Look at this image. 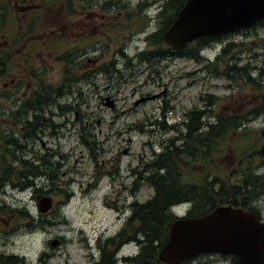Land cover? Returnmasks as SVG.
<instances>
[{
	"label": "rangeland",
	"instance_id": "1",
	"mask_svg": "<svg viewBox=\"0 0 264 264\" xmlns=\"http://www.w3.org/2000/svg\"><path fill=\"white\" fill-rule=\"evenodd\" d=\"M150 28L142 32V38ZM123 34L127 32L124 30ZM126 41L125 54L132 59L127 61L116 56L120 73L113 77L105 73L93 82L79 83L74 88L72 106L75 109L68 124L66 146L51 160L53 166L57 163L61 166L58 190H50L51 183L47 178L36 181L41 190L37 193L39 199L51 196L54 207L48 213H41L37 205L30 202V189L18 191L7 185L6 191L0 194V204L7 207L0 250L15 256L20 263L92 264L85 242L94 244L101 234L119 231L131 214V203L146 201L153 195L154 190L141 181L135 182L136 178L155 152L175 140L180 131L185 132L186 114L194 107L215 113L228 111L229 115L222 116L224 118H246L242 128L236 132L229 129L221 137L236 148L237 155L247 148L264 150V114L249 113L263 100L264 85L211 75L209 67L212 64L207 67L209 59H214L228 42L234 41L244 44L229 54L240 59L230 64L244 67L251 63V53L259 52L262 57L258 60L264 65V27L247 29L214 41L201 51L202 61L185 55L144 61L138 53L146 48V42L128 38ZM224 61L218 66L219 71L224 70L229 58ZM257 76L258 71H254L252 77ZM107 81L110 84H106ZM107 86L110 91L101 93L106 95L112 91V106L108 100L100 98V90ZM77 87L81 95L77 93ZM207 97L215 102L213 106L207 101L205 104L203 99L207 100ZM239 132L247 134L239 135ZM227 144L219 156L218 167L225 176L239 162L233 158L236 155L227 149ZM260 172H264V165ZM256 202L264 219V194ZM182 209L184 206L176 211ZM59 238L63 243L53 246L52 241ZM138 252L139 246L130 243L119 255L134 257ZM118 264H124V261L120 259Z\"/></svg>",
	"mask_w": 264,
	"mask_h": 264
},
{
	"label": "flooded vegetation",
	"instance_id": "2",
	"mask_svg": "<svg viewBox=\"0 0 264 264\" xmlns=\"http://www.w3.org/2000/svg\"><path fill=\"white\" fill-rule=\"evenodd\" d=\"M185 2L186 0H0V194L6 191L7 185L18 191L24 190L22 183L17 181V176L21 174L16 176L12 173L10 178L9 165L17 166L18 171H23L25 164L32 165L35 169L33 173L29 172L26 189L31 190L30 202H34L38 208L40 199L37 193L40 189L36 185L39 178L35 173L36 167L45 162L52 164L51 160L66 146L68 124L71 123L70 116L75 109L72 106L75 86L93 82L105 73L109 77L120 73L116 56L120 55L127 61L132 59L125 54L127 38L146 42V48L140 49L138 53L141 59L145 55H151L152 59L184 56L185 50L169 47L164 36ZM147 28L150 29L142 38V32ZM124 30L127 34L122 35ZM242 32L246 30L210 38L219 41ZM197 42L198 39L187 48ZM233 43L239 44L235 41ZM224 47L210 61L212 66L209 69L211 68V75L229 78L231 74L225 72L226 65L221 71L218 66L223 65L228 54L239 47ZM251 54V63H247L246 69L242 66L237 68L235 63L236 75H250L255 84L264 85V65L258 60L262 54ZM254 71H258L257 77H252ZM73 75L75 79H79L75 85L72 82ZM106 84L110 83L107 81ZM108 86L100 90V98L102 101L108 100L112 106V91L106 95L101 93L108 91ZM76 91L81 95L78 87ZM165 92L166 90L163 91ZM207 98L203 101H211L209 105L213 106L215 102ZM262 99L257 107L249 111L250 114H264V96ZM201 111L207 116L229 115L228 111ZM78 114L77 111L76 115ZM228 129L230 128L226 127ZM262 167L261 164L255 167L256 174L260 173ZM235 170V167L230 168L229 175L232 176ZM228 181L230 185L233 184L232 178ZM244 198L242 196L240 200ZM255 203L256 200L252 206L258 210ZM6 209V205L0 204V236ZM15 216L12 215L13 220ZM120 230L109 235L101 234L94 240V244L85 242L92 264H118L120 259L124 264H135L132 256L119 255L126 245L132 243L127 237H119ZM59 240L63 243L61 238ZM0 264L23 263L0 250ZM179 264L238 263L231 255L204 253Z\"/></svg>",
	"mask_w": 264,
	"mask_h": 264
},
{
	"label": "trees",
	"instance_id": "3",
	"mask_svg": "<svg viewBox=\"0 0 264 264\" xmlns=\"http://www.w3.org/2000/svg\"><path fill=\"white\" fill-rule=\"evenodd\" d=\"M256 27H264V19L253 28ZM214 41L215 39L210 37L200 38L197 43L189 46L190 51L185 50L184 55L202 61L201 51ZM243 44L228 42L224 49L241 47ZM248 51L251 52L250 49ZM227 57L229 61L226 62L225 72L231 74L229 80L239 78L241 81L250 80L252 84H255L250 75H236L235 64L229 63L240 59L229 54ZM151 59V55L143 56L144 61H151ZM207 64V67L211 65L210 62ZM247 67L248 64L244 65V69ZM78 80L73 75V85ZM207 102L211 104V101ZM197 108L194 107L186 114L185 132L180 131L175 140H171L161 151L155 152L153 158L144 164V168L136 178L135 182L141 181L149 185L154 193L146 201L135 200L131 203V214L119 233L120 238L127 237L139 246V252L132 258L135 264L162 263L158 258L159 250L168 238L170 225L179 219L170 212V207L174 204L185 201L191 203V209L185 218L200 217L221 205H233L258 211L252 205L264 194V172L256 174L255 167L258 164L264 165V154L261 153L263 151L258 147L247 148L237 155L236 148L234 149L232 144H227L225 139L221 138L229 132L226 127H230L233 130L231 132H236L238 128H242L246 118L207 116ZM238 134L246 135L247 133L239 132ZM177 141L180 143L176 144ZM225 144L227 149L236 155L233 158L239 161L233 166L236 170L232 176H225L226 173L218 169L219 156ZM60 167L58 163L53 166L45 162L36 167L35 173L39 178H47L51 183L50 190L54 191L53 189L58 190L57 185L60 184L58 183ZM8 169L10 178L12 173L16 176L21 174L17 176V180L22 183V189H26L29 172L33 173L35 167L25 164L22 167L23 171H18L17 166L9 165ZM230 178L233 179L231 185L228 181ZM242 196L245 198L240 200ZM17 212L20 211L17 210Z\"/></svg>",
	"mask_w": 264,
	"mask_h": 264
},
{
	"label": "water",
	"instance_id": "4",
	"mask_svg": "<svg viewBox=\"0 0 264 264\" xmlns=\"http://www.w3.org/2000/svg\"><path fill=\"white\" fill-rule=\"evenodd\" d=\"M264 19V0H186L164 39L185 49L196 39L244 30ZM51 196L40 199L38 209L48 213ZM58 239L52 245L59 244ZM203 253L233 255L238 264H264V221L256 211L221 205L197 218L176 220L158 258L179 264Z\"/></svg>",
	"mask_w": 264,
	"mask_h": 264
},
{
	"label": "bare ground",
	"instance_id": "5",
	"mask_svg": "<svg viewBox=\"0 0 264 264\" xmlns=\"http://www.w3.org/2000/svg\"><path fill=\"white\" fill-rule=\"evenodd\" d=\"M192 206V205H191Z\"/></svg>",
	"mask_w": 264,
	"mask_h": 264
}]
</instances>
